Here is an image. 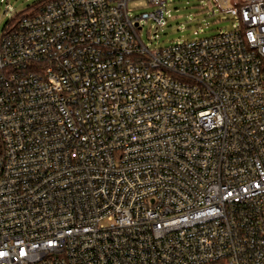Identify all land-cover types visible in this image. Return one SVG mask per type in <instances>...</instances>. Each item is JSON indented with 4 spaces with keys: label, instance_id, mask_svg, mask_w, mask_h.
Here are the masks:
<instances>
[{
    "label": "built area",
    "instance_id": "1",
    "mask_svg": "<svg viewBox=\"0 0 264 264\" xmlns=\"http://www.w3.org/2000/svg\"><path fill=\"white\" fill-rule=\"evenodd\" d=\"M169 2L44 0L3 28L0 264H264V0L151 48Z\"/></svg>",
    "mask_w": 264,
    "mask_h": 264
},
{
    "label": "rangeland",
    "instance_id": "2",
    "mask_svg": "<svg viewBox=\"0 0 264 264\" xmlns=\"http://www.w3.org/2000/svg\"><path fill=\"white\" fill-rule=\"evenodd\" d=\"M38 1L0 0V38L3 28L12 18L19 13L31 11ZM218 1L220 4L221 0ZM238 1L242 0H229L228 5L233 6ZM129 9L132 14L152 11L144 1L132 2ZM168 9L171 10V18H168L167 25L159 27L149 21L141 31L142 40L151 48L165 47L235 28L234 20L223 13L219 6L214 4V0H171Z\"/></svg>",
    "mask_w": 264,
    "mask_h": 264
},
{
    "label": "trees",
    "instance_id": "3",
    "mask_svg": "<svg viewBox=\"0 0 264 264\" xmlns=\"http://www.w3.org/2000/svg\"><path fill=\"white\" fill-rule=\"evenodd\" d=\"M44 0H39L37 3H35V5L34 6H38L39 4H41L42 2H43ZM32 9V8H31ZM29 11V10H28ZM28 11H25L24 13L22 12V13H19V14H17L16 16V18H21V17H23Z\"/></svg>",
    "mask_w": 264,
    "mask_h": 264
},
{
    "label": "crops",
    "instance_id": "4",
    "mask_svg": "<svg viewBox=\"0 0 264 264\" xmlns=\"http://www.w3.org/2000/svg\"><path fill=\"white\" fill-rule=\"evenodd\" d=\"M243 1H244V0H242V1H238V3H236V4L233 5V6H238V5H240L241 3H243Z\"/></svg>",
    "mask_w": 264,
    "mask_h": 264
}]
</instances>
